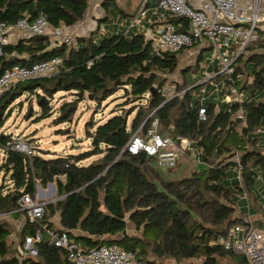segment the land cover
Wrapping results in <instances>:
<instances>
[{
  "label": "trees",
  "instance_id": "16d2710c",
  "mask_svg": "<svg viewBox=\"0 0 264 264\" xmlns=\"http://www.w3.org/2000/svg\"><path fill=\"white\" fill-rule=\"evenodd\" d=\"M89 5L90 0H0V22L14 24L26 15L34 20L43 14L52 28L72 26L84 18ZM169 19L187 30L185 18ZM250 49L245 68L254 77L251 87L261 93L249 95L242 103L222 101L218 105L207 100V120L200 121L201 104L193 89L167 101L161 82L152 89L158 73L176 70L179 53L153 54L144 34L120 33L99 41L78 38L76 45H53L48 33L9 43L0 57V74L14 64L62 59L54 74L18 82L0 93V171L13 185L7 193L1 189L0 214L18 217L22 213L17 210L18 199L25 193L35 197L38 181L42 185L56 182L59 197L47 203L40 224L25 225L20 244L40 225L53 228L51 218L60 212L63 228L57 230L68 232L86 249L117 243L148 264H221L220 260L227 257L247 264L243 255L214 240L234 224L246 223L236 213L235 189L241 190L254 174L264 171V154L256 146L255 136L264 120V52L258 51L264 50V38ZM23 54L26 57L21 59ZM236 85L241 89L242 81ZM120 88L137 99L148 94L147 106L138 109L131 123L130 114L123 111L101 124L88 122L89 150L67 155L50 153L36 142L31 143L33 153L27 154L7 146L12 136L1 129L9 117V108L25 93L37 96L45 117L51 112L49 100L58 91H70L78 101L91 94L101 103ZM68 107L69 104L61 109L60 122L71 119ZM240 108L244 111L242 118L238 116ZM154 110L162 134L194 141L203 169L177 177L170 172L173 169L159 168L155 158L144 152L123 153L131 135ZM236 153L243 169L241 181L233 180L232 188L227 176L229 168L238 164L232 160ZM99 155L88 165L80 163ZM128 214L140 232L137 235H123ZM78 228L85 235L76 236L73 230ZM11 232L10 223L0 220V264H73L66 250L50 243L45 232L37 242L38 256L21 259L18 248L12 249L9 243ZM117 234L122 238L114 240Z\"/></svg>",
  "mask_w": 264,
  "mask_h": 264
},
{
  "label": "built area",
  "instance_id": "2783aa9c",
  "mask_svg": "<svg viewBox=\"0 0 264 264\" xmlns=\"http://www.w3.org/2000/svg\"><path fill=\"white\" fill-rule=\"evenodd\" d=\"M155 18H150L153 28L147 31L145 39L151 42L152 53L164 56L167 53H180L191 48H202L205 44L214 50L213 63L217 68L206 80L199 82L198 91L194 94L200 101L198 110L199 120H207V110L204 103L208 100L206 82L222 75L225 78L222 101L226 103H242L248 96L236 85L241 81L242 74L238 73L236 59L249 52V47L260 39L261 24L264 21V0H155ZM148 0H142L138 13L132 18V25H142L147 18ZM185 18L187 30L182 25H175L168 18ZM164 22V23H158ZM50 24L47 18L40 14L34 20L29 15L17 20L14 24L0 22V57L5 53L10 43V31L14 28L21 30L24 37L46 35ZM53 45L77 44L74 35L65 26L51 28ZM62 64L60 57L38 61L31 65L14 64L0 74V93L14 84L41 76H50L57 72ZM183 95L188 89H183L175 95ZM176 90V88H175ZM238 116H244L243 108L238 110ZM194 141L189 137L174 138L160 132V119L152 111L131 135L124 149L132 154L141 152L154 157L161 169H175L180 160L187 157L188 151L193 150ZM11 149L33 153L32 144L23 138L12 136L7 143ZM237 161L236 169L239 180L242 177V165L239 154L232 158ZM47 201L28 193L18 199V211L25 214L24 224H40L46 213ZM48 236L50 243L66 250L68 259L73 264H148L117 243L101 244L89 249L84 248L74 240L68 232L40 225L34 235L28 234L17 246L20 258L38 256L37 242L43 239V233ZM215 243L225 249L243 255L247 264H264V230L259 229L253 221L236 223L225 233L220 234Z\"/></svg>",
  "mask_w": 264,
  "mask_h": 264
},
{
  "label": "rangeland",
  "instance_id": "374dc122",
  "mask_svg": "<svg viewBox=\"0 0 264 264\" xmlns=\"http://www.w3.org/2000/svg\"><path fill=\"white\" fill-rule=\"evenodd\" d=\"M51 28L52 27L50 26L49 30ZM94 35L97 38L100 37L99 33ZM250 50L252 51V49ZM213 54V49L204 50L199 62L197 64L196 62H193V65H189L188 69L186 64H188L189 61H194V59H196L195 56H192L188 62H182L180 59L179 64L173 73H158L159 76L156 83L153 85L154 88L156 89L157 85L161 82V85L168 86L165 93H168V95L171 96L181 91L183 85H185L184 87L187 89L201 81L206 80V78L211 76L217 68L218 63H213L212 61ZM249 55H247V57H249ZM235 62L236 64L238 63L237 66L240 69L238 73L242 74L241 81L243 82L246 77L247 83L249 71L244 68V59H242L241 56L238 57ZM184 69L187 70L184 71ZM181 76L185 78V82L181 83ZM204 87L207 88L208 99L217 101L219 100L218 98L222 94L225 87V78L220 75L211 82H206ZM198 89L199 88L193 89L192 93H196ZM39 92L45 97V94L42 91ZM147 95L144 99H137L136 97H132L131 94L124 88H120L113 95L109 96L101 103H98L96 99H90V95H86L82 101H78V97L75 94L70 91L62 90L56 92L49 100L51 112L45 117H42V109L40 108L37 96L35 94L29 95L28 93H25L9 108V117L1 131H4L11 136H15L16 138L19 137L29 140V142L33 145L37 142L39 148L49 150L52 153H54L53 151H57L67 155L73 152L76 153L80 150H89L91 148V140L87 137L86 124L88 122L95 121L97 124H101L107 121L110 117L123 111L126 114H130L128 117V123H131L138 109H145L147 106L149 97V95ZM211 95L213 96L211 97ZM67 104L70 106L68 107V110L71 115V119L60 122L59 118L62 115L61 112L63 111L61 109ZM79 145L80 147H78ZM188 156L192 157V159ZM2 157L3 154L0 155V159ZM99 157L100 155L91 156L85 159L84 162H91L93 160L96 161ZM203 168L204 165L199 160L198 151L193 149L188 151L187 159L182 158L178 166L170 172L174 173L177 177H185ZM227 179L228 183L233 188V180L239 179V173L236 167L232 166L229 168ZM52 185L56 188L55 182H49L42 185L38 181L36 197H43L41 196L43 193V195L49 200L55 202L57 200V189L54 193L50 194L51 189L53 188ZM12 186L13 185L8 180V177L4 178L3 171H0V192L1 189H4L3 193H7ZM2 217L3 215L0 214V220L3 221L4 218ZM127 220L129 224L127 225L128 233L136 235L139 234L140 232L137 231L135 224L129 219V214L127 216ZM45 237L48 238L46 234ZM15 240L14 238H10L9 240L12 249H17V246L22 240V235L17 234ZM168 261L173 262V259H168ZM237 262V259H230L228 257L220 260L221 264H238Z\"/></svg>",
  "mask_w": 264,
  "mask_h": 264
},
{
  "label": "crops",
  "instance_id": "0c3cea01",
  "mask_svg": "<svg viewBox=\"0 0 264 264\" xmlns=\"http://www.w3.org/2000/svg\"><path fill=\"white\" fill-rule=\"evenodd\" d=\"M148 1L150 5L147 6L148 9L147 18L142 20L141 26L132 25V18L134 15L138 13V10L142 4V0H92V2L90 0V5L84 15V18L76 22L72 26H65V28H67L74 35L76 41H78V38L88 39L90 37L94 39V41H99L105 36H112L114 34H120V33L127 36H132L133 34L141 33L144 34L145 36L146 32L150 31L153 28V26L150 24V18H155L153 9L154 6L156 5V1L155 0H148ZM166 21L178 25L172 22L169 18ZM158 23H164V22H158ZM48 33L51 41H53L54 40L53 36H51L52 29H50ZM96 33H99L100 37L97 38L94 35ZM261 34H262V38H264V21L261 24ZM9 37H10V44H17L18 42L26 38L24 37L23 32L16 28L10 31ZM207 49H210V46H208V44H205L200 49L196 47V48L187 49L179 53L178 64L180 59L182 62H188L192 56H195L196 59H194V61H189L188 64H186V67L188 69V66L193 65V62H196V64L199 62V60L201 59L200 56H202V52ZM250 51L251 50H249V52L243 53L242 55L243 56L242 59H244V63H243L244 68L246 67V64H248L245 62V60L247 58V55H249ZM258 51L264 52L263 49H258ZM24 57H26V54L20 56L21 59ZM187 69H184V71ZM248 76L249 78L247 83H246V77L243 80L241 90L246 94V96L252 94L258 96V93H261V90H254V88L251 87L254 77L250 72ZM180 81L181 83L185 82V78L181 76ZM244 83H246L247 86H243ZM184 86L185 85H183L182 90L185 89ZM213 95H211V97ZM221 95H223V91ZM221 95L218 98L219 100L214 101L218 105H220L222 102L220 101L223 98ZM208 101H212V100L208 99ZM255 136L258 137L256 146H258L261 152L264 154V120L262 126L259 127L257 131H255ZM78 147H80V145ZM49 152L52 153L51 151ZM53 152L57 154H62L61 152H57V151H53ZM80 152H82V150L76 153L73 152L72 154H78ZM48 156H53V155H48ZM189 158L192 159V157ZM184 159H187V157H184ZM84 160H81L80 163L84 165H88L94 161L93 160L91 162H84ZM52 187L53 188L51 189L50 194L54 193L57 189V186L55 188L54 185H52ZM235 190H236L235 194L237 201L236 202L237 215L240 216L243 222L253 221L259 229L264 230V171L262 172L259 171L258 173L254 174L253 180L250 181L249 184L245 185V187L242 188L241 190L239 191L237 189ZM41 196L43 197H38V198L44 199L48 203L52 202L46 196H44L43 193ZM57 199H59L58 196ZM3 215L4 216L2 218L8 221L12 228L10 238H14L15 240L16 235L20 234V232H22L23 228L26 225L24 224L25 214L22 212L18 217L13 216L11 213L3 214ZM51 221L54 224L53 226L54 229L63 228L61 224L60 212H57L51 218ZM73 233L76 236L85 235V233L80 228L73 230Z\"/></svg>",
  "mask_w": 264,
  "mask_h": 264
},
{
  "label": "water",
  "instance_id": "95a60500",
  "mask_svg": "<svg viewBox=\"0 0 264 264\" xmlns=\"http://www.w3.org/2000/svg\"><path fill=\"white\" fill-rule=\"evenodd\" d=\"M199 86H200V83H197V84H195V85H193V86H191V87H189L187 89L191 90V89H194V88L199 87ZM152 89L155 90L154 86L152 87ZM89 97H90V99H93V96L91 94H90ZM127 152H128L127 149L123 150V153H127ZM40 188H41V186H40ZM127 233H128V229H125L123 231V235H126ZM121 238H122L121 234H117L116 236L113 237L114 240H119Z\"/></svg>",
  "mask_w": 264,
  "mask_h": 264
}]
</instances>
